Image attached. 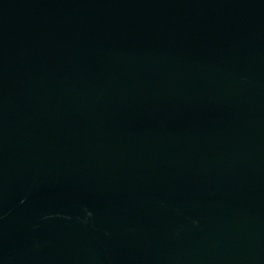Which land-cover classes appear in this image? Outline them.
Segmentation results:
<instances>
[{
	"label": "water",
	"instance_id": "1",
	"mask_svg": "<svg viewBox=\"0 0 264 264\" xmlns=\"http://www.w3.org/2000/svg\"><path fill=\"white\" fill-rule=\"evenodd\" d=\"M0 264H264V0H0Z\"/></svg>",
	"mask_w": 264,
	"mask_h": 264
}]
</instances>
